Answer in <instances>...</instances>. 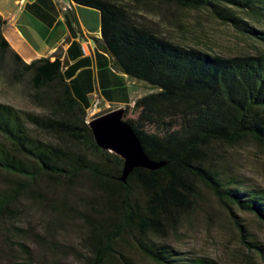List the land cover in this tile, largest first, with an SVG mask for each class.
<instances>
[{"label": "trees", "instance_id": "16d2710c", "mask_svg": "<svg viewBox=\"0 0 264 264\" xmlns=\"http://www.w3.org/2000/svg\"><path fill=\"white\" fill-rule=\"evenodd\" d=\"M69 1L98 12V35L91 38L108 56L110 67L149 86L130 106H122L121 120L146 157L159 164L152 169L133 167L119 181L121 159L93 143L85 104L69 91L59 51L51 59L24 63L0 35L2 75H25L30 86L27 99L36 108L0 102V170L25 188L40 179L60 190L84 181L103 197L116 214L115 223L99 241L94 225L87 222L94 255L84 264H98L102 242L121 232L158 264H215L202 256H179L161 239L194 205L200 187L229 213L238 208L264 224V190L220 165L214 151L215 145L232 146L242 140L264 145V31L253 25L264 21V0ZM161 3L203 9L259 47L252 53L224 56L173 40L149 18L158 15L156 6ZM127 112L133 115L125 116ZM3 206L0 202V212ZM233 224L240 241L261 253L258 244L244 240L242 225Z\"/></svg>", "mask_w": 264, "mask_h": 264}, {"label": "rangeland", "instance_id": "374dc122", "mask_svg": "<svg viewBox=\"0 0 264 264\" xmlns=\"http://www.w3.org/2000/svg\"><path fill=\"white\" fill-rule=\"evenodd\" d=\"M156 9L158 15L149 18L157 21L160 32L207 53L247 54L259 47V43L240 36L203 9H184L162 3ZM253 25L264 31V21ZM3 71L2 68L0 102L19 109H36L27 99L30 86L26 76L5 77ZM94 113H85V119ZM214 151L220 165L241 176L245 183L264 190V145L242 140L232 146L215 145ZM0 202L4 205L0 212V262L84 264L87 257L94 255L88 243L87 222L94 225L99 241L112 232L115 223L116 214L111 207L84 181L69 190L51 187L41 179L25 188L0 170ZM233 221L242 225L244 240L258 244L261 253L240 241ZM161 240L183 257L202 256L215 264H264V224L253 214L238 208L232 207L229 213L201 187L194 205ZM129 263L158 264L134 246L129 234L121 232L107 236L102 242L98 264Z\"/></svg>", "mask_w": 264, "mask_h": 264}, {"label": "crops", "instance_id": "0c3cea01", "mask_svg": "<svg viewBox=\"0 0 264 264\" xmlns=\"http://www.w3.org/2000/svg\"><path fill=\"white\" fill-rule=\"evenodd\" d=\"M75 20L77 29L69 16ZM0 35L24 63L58 50L61 73L85 113L130 106L150 90L146 84L113 70L108 56L91 37L98 35V12L69 0H0ZM96 102L94 108L92 103Z\"/></svg>", "mask_w": 264, "mask_h": 264}, {"label": "water", "instance_id": "95a60500", "mask_svg": "<svg viewBox=\"0 0 264 264\" xmlns=\"http://www.w3.org/2000/svg\"><path fill=\"white\" fill-rule=\"evenodd\" d=\"M121 115L122 107L117 106L85 121L96 147L121 159L119 181H123L133 167L152 169L159 164L146 157L134 132L121 120Z\"/></svg>", "mask_w": 264, "mask_h": 264}, {"label": "built area", "instance_id": "2783aa9c", "mask_svg": "<svg viewBox=\"0 0 264 264\" xmlns=\"http://www.w3.org/2000/svg\"><path fill=\"white\" fill-rule=\"evenodd\" d=\"M95 104H96V102L94 101V102L92 103V108H94Z\"/></svg>", "mask_w": 264, "mask_h": 264}]
</instances>
